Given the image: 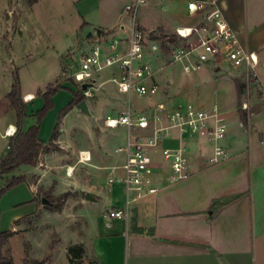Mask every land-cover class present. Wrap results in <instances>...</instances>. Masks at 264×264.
I'll return each mask as SVG.
<instances>
[{"label":"crops","instance_id":"crops-1","mask_svg":"<svg viewBox=\"0 0 264 264\" xmlns=\"http://www.w3.org/2000/svg\"><path fill=\"white\" fill-rule=\"evenodd\" d=\"M147 1L151 2L150 10L156 11V20L149 26H140L173 37L176 28L198 23L197 16L188 12L187 4L210 0ZM215 1L240 44L259 60L256 72L260 94L250 97L252 114L246 123L241 122L235 109L237 99L245 97L243 86L238 96L232 81L219 78L208 66L201 69L207 73L198 71L192 75L185 74L177 64L172 71L162 67L156 77L159 92L152 98H128L105 78L98 101L103 106L101 112L89 101H85L87 113L80 111L78 104L63 112L73 100V91L58 90L51 98L53 107L38 126V139L47 148L39 153L34 166L22 165L0 180L2 189L13 177L23 178L0 199V230L13 233L3 247L6 258L14 264H22L24 259L47 258L46 264H57L62 257L70 264L68 248L80 246L84 254L79 264H264V113L260 108L264 99V0ZM126 4L118 6L115 0H75L81 22L82 35L78 36L117 27ZM6 11L15 12L7 10L1 0L0 16L13 27L14 40L15 33H20L18 15L14 21ZM175 73L185 75L195 87H179L172 79ZM164 76L169 99L160 94ZM37 91L21 93L22 99L31 98L25 102L27 114L21 124L22 133L36 124L35 114L44 106L43 99L36 97ZM108 97L129 104L117 114L128 110L151 115L152 108L161 102L174 106L190 103L207 110L216 105L227 127L213 143L169 130L160 148H183L189 177L171 181L170 166L158 148L152 153L157 192L132 200L118 182L123 176L121 165L125 157L117 149L124 146L127 130L106 129L103 125L106 116L117 115L104 108L110 103ZM5 106L9 108V102ZM3 116L0 113V142L6 145L0 149V161L7 155L12 137L5 135L6 130H16V118L5 121ZM55 126L57 138L53 143L57 150L48 146ZM214 144L229 154L227 161L209 163ZM82 151L90 155L83 164L77 162ZM46 195H67L59 212L47 210L51 204ZM126 199L125 216L109 219L107 212L125 209ZM13 241L19 245L17 260L12 256Z\"/></svg>","mask_w":264,"mask_h":264},{"label":"built area","instance_id":"built-area-1","mask_svg":"<svg viewBox=\"0 0 264 264\" xmlns=\"http://www.w3.org/2000/svg\"><path fill=\"white\" fill-rule=\"evenodd\" d=\"M144 3L145 0H132L124 6L116 32L104 30L98 34L95 31L93 35L88 34L90 38L84 36L81 44L65 53L66 61L62 67L64 71H70L69 77L78 85L85 98L91 97V91L104 85L105 80L102 78L107 74V81L118 93L128 98H152L159 92L156 77L160 69H157L154 62L157 57L155 53L163 51V45L156 39H150L148 33L141 31L136 23L139 7ZM187 9L191 15L197 16L198 23L176 28L173 37L183 47H174L175 42L167 40L163 43L167 52L172 51L173 61L178 62L189 75L204 66L237 73L245 94L238 111L247 119L252 114L251 95L260 94L256 72L259 66L257 55L240 44L217 1H191ZM147 51H152L153 57ZM82 85H87V88L83 90ZM23 100L28 101L27 97ZM260 108L264 113V99L260 101ZM103 125L106 129L123 127L127 130L124 146L117 149L125 157L121 165L123 176L118 182L124 186L126 197L131 195L132 200L157 192L153 184L155 166L152 153L158 148L161 158L170 166L171 181H182L189 177L185 150L179 147L160 148L169 130H176L178 134L190 139L206 138L213 143L227 127L226 119L216 105L207 110L190 103L174 106L164 102L157 103L151 115L127 110L106 116ZM144 131H148V134L139 133ZM13 134L10 127L5 132L6 136ZM228 159L229 154L223 147L214 144L209 163L215 165ZM89 160L88 151L79 152L78 163H87ZM109 182L113 183V180ZM127 205L128 199L125 201V209H112L107 212V217L121 219L125 216Z\"/></svg>","mask_w":264,"mask_h":264},{"label":"rangeland","instance_id":"rangeland-1","mask_svg":"<svg viewBox=\"0 0 264 264\" xmlns=\"http://www.w3.org/2000/svg\"><path fill=\"white\" fill-rule=\"evenodd\" d=\"M3 1L5 2L7 10H9V7L11 6V10L15 11H6L8 16L14 18L18 15L17 26L20 30V33L19 31L15 33L13 40V27L10 22L6 23L3 20L4 16H0V113H4L3 119L8 121V117L11 119L16 118L15 111L6 108L5 106L8 104L7 95L11 90V85L14 83V72L17 73L21 93H35L37 90L44 89L45 91L48 87H52L53 89L59 88V90L69 89L73 91V93L83 96L78 85L69 77L68 73L70 71H64L63 67H61V70L59 63L61 55L74 49L77 44H81L82 40L85 39V37L78 36L82 34L79 31L81 22L79 21L80 18L75 10V0H37V2L32 5H29L25 0H11L10 3L9 0H2V3ZM131 1L115 0V3L118 6H123L126 2L130 3ZM150 6L151 2L147 1L139 7L136 23L139 24L138 26L141 31L148 33L150 39H156L158 43L164 45L163 43L164 41H167V39L165 40L162 37L166 36L170 38L172 35L163 34L158 29L148 31L140 26V24L149 26L152 23H155L152 21L156 20V11H153L152 8L150 10ZM142 12H144L143 16ZM95 14L96 13H94V15ZM117 27L108 30L116 32ZM102 31L104 30H97V33L102 34ZM82 33L84 34L85 32L83 31ZM90 37V35L86 36V38ZM174 47L181 49L183 45L175 42ZM147 52L153 57L154 54L152 51ZM171 52L172 51L170 50L168 52L163 50L155 53V56H157L155 58L159 59L158 62L160 63H157L155 60L154 65H156L157 69H160L158 70L160 73L162 72L161 70H163L161 69L162 67H168L172 71V69H175L174 65L177 64L182 68L178 62L175 63L173 61ZM64 61L66 60L64 59V56H62V66ZM212 70L219 78L232 81V83L241 90L242 85L237 73L225 72L222 69L212 68ZM204 72L207 73L205 69L199 71L200 74ZM58 76L59 78L53 83ZM105 78H108V74L107 76H104L102 80H106ZM165 79L166 77L164 76V80L161 83L160 94L167 97L169 96V93L168 88L164 85V82L166 81ZM172 79H174L177 85L181 88L195 87V83H192L190 79L185 77V75H178V73H175L173 74ZM161 80L159 82H161ZM50 83L53 84L49 85ZM103 89L104 86L102 85L97 90L91 91V97L85 98L83 96L84 100L91 102L100 112L102 111L103 106L99 105L98 101L102 96ZM108 99L110 103H107L104 108H108L109 112H114L115 114L119 113L129 105L125 101H116L112 97H108ZM111 99H113L112 102ZM242 101L243 98L237 99L235 104L236 112H238V107ZM152 105L153 103L149 108H152ZM132 107H134V104H132ZM5 145L6 143L1 141L0 149L2 147L4 148ZM35 219L37 218L35 217ZM63 238L68 240V237L64 235V233ZM11 248L12 256L17 260L19 254L18 242L13 241ZM59 261L60 262L57 264H67L66 260L62 257L59 258ZM79 263L80 262H75V264Z\"/></svg>","mask_w":264,"mask_h":264},{"label":"trees","instance_id":"trees-1","mask_svg":"<svg viewBox=\"0 0 264 264\" xmlns=\"http://www.w3.org/2000/svg\"><path fill=\"white\" fill-rule=\"evenodd\" d=\"M29 5H32L37 2V0H25ZM14 21H16V16L13 18ZM163 39H167L171 43L175 42L174 37H166L163 36ZM163 50L167 52V49L163 45ZM235 88L237 90V94L241 93V90L235 85ZM59 90L53 89L52 87H48L45 91L38 90L36 93V97L42 98L44 102V106L42 109L36 112L35 118H36V124L29 128L27 132L22 133L21 132V124L23 119L26 117L27 110H26V104L22 100L21 96V89L19 85V81L17 78V73L14 72V83L11 87L10 92L7 95V99L9 102V108L15 111L16 114V130L13 136L10 138L9 141V150L7 155L0 161V180L1 177L5 174L11 173L16 168L27 165V166H34L37 162V158L39 156V153L42 150H45L47 146L42 144L38 139V126L40 124L41 119L47 114L49 110L53 107V104L51 102V98L56 94V92ZM73 100L72 102L65 107L63 112L68 111V109L72 105H77L81 101L84 100L83 96L78 95L77 93H72ZM240 115V120L242 123H246V117L243 115L240 111H238ZM57 138V127L55 126L51 140L49 143V147L53 148L54 150H57L56 145H54L53 142L56 141ZM23 182V178H15L13 177L10 181L7 182L6 186L2 189H0V198L1 196L11 188L15 187L16 185ZM46 199L51 204V206L47 209L49 211L53 212H59L64 205L67 195H62L60 197L54 198L51 196L46 195ZM13 236V233L3 232L0 230V264H14L13 261L9 258H6L3 255V247L7 244L8 240ZM69 255V262L70 264H75V262H78L82 255L84 254L83 249L80 246H71L67 250ZM47 260L37 261V260H29L24 259L22 264H46Z\"/></svg>","mask_w":264,"mask_h":264},{"label":"water","instance_id":"water-1","mask_svg":"<svg viewBox=\"0 0 264 264\" xmlns=\"http://www.w3.org/2000/svg\"><path fill=\"white\" fill-rule=\"evenodd\" d=\"M11 2V0H9V3ZM9 10L11 11V6L9 7ZM87 88V85H82V89L85 90ZM78 108L80 109V111L87 113V106H86V102L83 100L78 104Z\"/></svg>","mask_w":264,"mask_h":264},{"label":"bare ground","instance_id":"bare-ground-1","mask_svg":"<svg viewBox=\"0 0 264 264\" xmlns=\"http://www.w3.org/2000/svg\"><path fill=\"white\" fill-rule=\"evenodd\" d=\"M27 99L30 100L31 98L29 97V98H27ZM11 130L15 132V129H14V128H11Z\"/></svg>","mask_w":264,"mask_h":264}]
</instances>
